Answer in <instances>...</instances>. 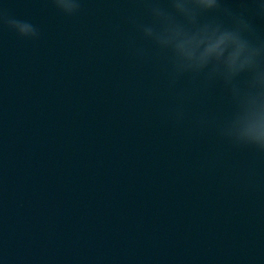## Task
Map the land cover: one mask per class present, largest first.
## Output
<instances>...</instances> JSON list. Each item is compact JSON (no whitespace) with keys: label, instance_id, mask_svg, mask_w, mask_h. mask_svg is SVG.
I'll return each mask as SVG.
<instances>
[{"label":"clouds","instance_id":"1","mask_svg":"<svg viewBox=\"0 0 264 264\" xmlns=\"http://www.w3.org/2000/svg\"><path fill=\"white\" fill-rule=\"evenodd\" d=\"M61 14L72 17L81 11L82 0H50ZM152 24L140 25L144 38L168 53L171 65L170 84L185 75L203 76L206 82L221 81L235 103L232 116L218 127V134L233 146L252 147L264 154V43H255L254 29L243 12L234 14L222 7V0H144ZM260 13L264 3L253 0ZM222 13L231 23L213 15ZM0 26L19 38L38 40L39 29L28 20L18 19L0 9ZM142 54V50H138ZM245 77L241 82L238 78ZM179 122L181 107L173 112ZM201 124L204 121H200Z\"/></svg>","mask_w":264,"mask_h":264}]
</instances>
